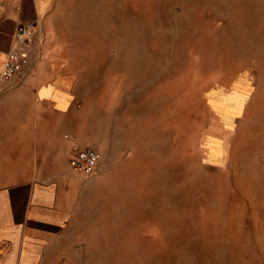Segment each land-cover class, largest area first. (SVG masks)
<instances>
[{"label": "rangeland", "instance_id": "374dc122", "mask_svg": "<svg viewBox=\"0 0 264 264\" xmlns=\"http://www.w3.org/2000/svg\"><path fill=\"white\" fill-rule=\"evenodd\" d=\"M60 11L46 17L44 46L79 68L80 138L113 153L127 137L158 171L145 218H176L177 264L185 247L192 264H262L264 0H74ZM87 176L80 198L92 201ZM113 193L112 218H124Z\"/></svg>", "mask_w": 264, "mask_h": 264}, {"label": "crops", "instance_id": "0c3cea01", "mask_svg": "<svg viewBox=\"0 0 264 264\" xmlns=\"http://www.w3.org/2000/svg\"><path fill=\"white\" fill-rule=\"evenodd\" d=\"M73 2L0 0V68L20 26L34 22L40 37L20 73L0 83V264H177L176 218H145L158 201V171L138 162L127 137L113 153L80 138L79 68L43 39L46 17ZM127 108L126 98L120 111ZM84 147L99 156L84 182L92 201L80 198L86 177L68 165ZM114 191L124 218H112ZM182 259L192 264L190 247Z\"/></svg>", "mask_w": 264, "mask_h": 264}, {"label": "built area", "instance_id": "2783aa9c", "mask_svg": "<svg viewBox=\"0 0 264 264\" xmlns=\"http://www.w3.org/2000/svg\"><path fill=\"white\" fill-rule=\"evenodd\" d=\"M34 25L24 24L14 35L12 47L7 53L0 68V83L7 84L17 76L26 63L33 45ZM98 154L89 147L77 150L69 159L70 168L81 175H89L97 165Z\"/></svg>", "mask_w": 264, "mask_h": 264}, {"label": "bare ground", "instance_id": "6f19581e", "mask_svg": "<svg viewBox=\"0 0 264 264\" xmlns=\"http://www.w3.org/2000/svg\"><path fill=\"white\" fill-rule=\"evenodd\" d=\"M30 24H34V22L33 23H30Z\"/></svg>", "mask_w": 264, "mask_h": 264}]
</instances>
